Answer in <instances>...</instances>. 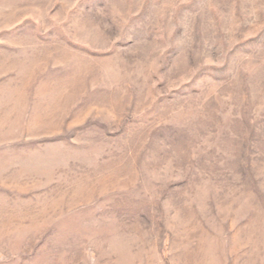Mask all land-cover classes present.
I'll list each match as a JSON object with an SVG mask.
<instances>
[{
    "label": "rangeland",
    "instance_id": "1",
    "mask_svg": "<svg viewBox=\"0 0 264 264\" xmlns=\"http://www.w3.org/2000/svg\"><path fill=\"white\" fill-rule=\"evenodd\" d=\"M0 264H264V0H0Z\"/></svg>",
    "mask_w": 264,
    "mask_h": 264
}]
</instances>
